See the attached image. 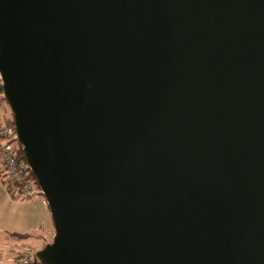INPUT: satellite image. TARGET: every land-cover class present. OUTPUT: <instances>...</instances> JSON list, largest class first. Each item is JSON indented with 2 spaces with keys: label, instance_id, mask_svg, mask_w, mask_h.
Instances as JSON below:
<instances>
[{
  "label": "water",
  "instance_id": "1",
  "mask_svg": "<svg viewBox=\"0 0 264 264\" xmlns=\"http://www.w3.org/2000/svg\"><path fill=\"white\" fill-rule=\"evenodd\" d=\"M0 76L31 264H264V0H0Z\"/></svg>",
  "mask_w": 264,
  "mask_h": 264
},
{
  "label": "crops",
  "instance_id": "2",
  "mask_svg": "<svg viewBox=\"0 0 264 264\" xmlns=\"http://www.w3.org/2000/svg\"><path fill=\"white\" fill-rule=\"evenodd\" d=\"M1 119L2 116L0 121ZM54 234L52 218L45 199L36 196L30 200L16 201L0 180V241L12 240L14 244L12 249L7 250L13 252L15 247L21 249L19 255L26 250L36 254L52 242ZM16 235L19 237L27 235L28 238H19ZM15 259L16 257L12 261Z\"/></svg>",
  "mask_w": 264,
  "mask_h": 264
},
{
  "label": "built area",
  "instance_id": "3",
  "mask_svg": "<svg viewBox=\"0 0 264 264\" xmlns=\"http://www.w3.org/2000/svg\"><path fill=\"white\" fill-rule=\"evenodd\" d=\"M0 85H2L1 76ZM1 94L0 90V96ZM20 147L15 126L0 125V169L18 188L21 197L30 200L40 193V189L30 175L27 162L21 158ZM22 256L17 264H30L31 255L23 253Z\"/></svg>",
  "mask_w": 264,
  "mask_h": 264
},
{
  "label": "trees",
  "instance_id": "4",
  "mask_svg": "<svg viewBox=\"0 0 264 264\" xmlns=\"http://www.w3.org/2000/svg\"><path fill=\"white\" fill-rule=\"evenodd\" d=\"M0 90H1V96H0V108L3 104H6V100L4 98V95H3V90H2V85H0ZM8 105V104H7ZM0 125H5V126H14V120H13V116H12V112L10 114V116L7 118L6 115H2V119L0 121ZM20 155H21V158L26 161L25 159V156L23 154V150L22 148L20 147ZM32 179L37 183L35 177L33 176L32 173H30ZM0 180L1 182L3 183V185L5 186L6 190L8 191V193L11 195V197L16 200V201H23V200H27L23 197H21L20 195V192L18 190L17 187H15L5 176V174L1 171L0 169ZM37 196H40V197H43V195L41 194V192L37 195ZM17 236V235H16ZM16 236H13V237H16ZM19 237V236H17ZM19 238H28L27 235H23ZM25 253H29L31 255V261H30V264L33 262L34 258H35V255L36 254H33L30 252V250H26ZM22 255H19L18 257H16L15 261L13 264H17L18 263V259L21 257ZM23 257V256H22Z\"/></svg>",
  "mask_w": 264,
  "mask_h": 264
},
{
  "label": "rangeland",
  "instance_id": "5",
  "mask_svg": "<svg viewBox=\"0 0 264 264\" xmlns=\"http://www.w3.org/2000/svg\"><path fill=\"white\" fill-rule=\"evenodd\" d=\"M1 108H2V110H0V116H2L5 113L4 115H6V117L8 118L11 114V110H10L9 106L7 105V103L3 104L1 106ZM3 241L4 240L0 241V248H2V249H0V264H12V263H14V260L12 261V259L17 257V255L19 256V254H21L20 253L21 249H16L14 247L13 252H11L10 250H7V249H12V246H14L13 241L12 240H6L5 242H3ZM1 246H3V247H1ZM11 261H12V263H11Z\"/></svg>",
  "mask_w": 264,
  "mask_h": 264
}]
</instances>
